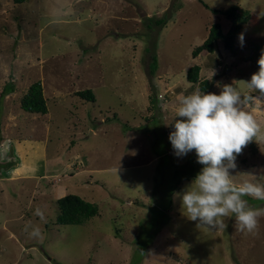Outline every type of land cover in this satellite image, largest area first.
Listing matches in <instances>:
<instances>
[{"label":"rangeland","instance_id":"374dc122","mask_svg":"<svg viewBox=\"0 0 264 264\" xmlns=\"http://www.w3.org/2000/svg\"><path fill=\"white\" fill-rule=\"evenodd\" d=\"M233 4L251 13L234 48L219 40L193 57L214 22L230 26L212 8ZM262 54L264 0H0V264H264V217L253 236L234 217L211 229L184 215L175 194L203 165L191 171L195 151L177 157L169 140L181 94L248 92ZM194 64L208 89L188 80ZM35 81L46 114L21 107ZM87 88L94 101L75 94ZM252 95L264 124V96ZM236 163L235 182L264 184V143L250 142ZM69 193L99 213L58 224L57 200ZM29 222L43 242L24 231Z\"/></svg>","mask_w":264,"mask_h":264},{"label":"clouds","instance_id":"9594fccd","mask_svg":"<svg viewBox=\"0 0 264 264\" xmlns=\"http://www.w3.org/2000/svg\"><path fill=\"white\" fill-rule=\"evenodd\" d=\"M239 39L243 46V33ZM258 64L259 71L246 81L248 92L225 84L219 94L197 88L177 98L174 130L169 135L174 154L183 157L194 150L197 162L203 167L192 182L175 195L181 201L184 215L198 222V227L224 228L226 219L234 217L236 231L258 234L264 207L250 205L246 197L264 201V184L237 183L230 172L237 168V157L250 142L264 143V124L249 108L257 98L253 92L264 96V54ZM33 215L41 223H48L44 208L37 206ZM24 231L30 238L43 242L39 225L29 222Z\"/></svg>","mask_w":264,"mask_h":264},{"label":"trees","instance_id":"16d2710c","mask_svg":"<svg viewBox=\"0 0 264 264\" xmlns=\"http://www.w3.org/2000/svg\"><path fill=\"white\" fill-rule=\"evenodd\" d=\"M15 3H23L26 0H13ZM207 7L208 5L205 4ZM212 11L217 15L224 16L229 22L230 26L227 31H224L221 21L214 22L210 29L207 38L201 45L195 47L192 51L193 57L198 56L201 52H213L216 43L223 40L227 49L234 48V42L242 30L243 26L249 22L251 13L248 10H243L239 5L233 4L227 8H212ZM160 23L163 19L159 20ZM157 56H153L152 70L157 68ZM259 65V64H258ZM201 66L199 64L192 65L187 71V78L192 83H199L203 90L209 88L210 83L207 79H200ZM13 86L7 87V91H12ZM75 94L85 100H95V94L91 89L78 90ZM21 107L29 112L46 114L49 111L47 100L44 95L43 85L41 81L33 82L28 91L21 99ZM196 153L193 152L190 161L191 171H194L196 164ZM59 206V214L57 216L58 224H79L86 219L97 215L99 213V206L96 203L87 201L78 194L69 193L57 200Z\"/></svg>","mask_w":264,"mask_h":264}]
</instances>
